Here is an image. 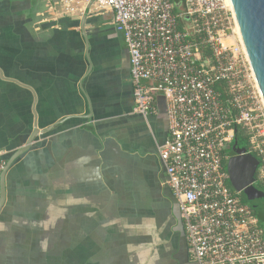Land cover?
Listing matches in <instances>:
<instances>
[{"label":"crops","instance_id":"crops-1","mask_svg":"<svg viewBox=\"0 0 264 264\" xmlns=\"http://www.w3.org/2000/svg\"><path fill=\"white\" fill-rule=\"evenodd\" d=\"M92 1L0 0L5 165L33 138L5 175L0 264H167L183 234L158 158L164 101L133 112L123 36Z\"/></svg>","mask_w":264,"mask_h":264},{"label":"built area","instance_id":"built-area-1","mask_svg":"<svg viewBox=\"0 0 264 264\" xmlns=\"http://www.w3.org/2000/svg\"><path fill=\"white\" fill-rule=\"evenodd\" d=\"M58 3L73 11L74 0ZM92 7L111 12L123 36L133 112L155 115L156 99L164 101L168 132L158 158L189 259L264 264V231L229 187L224 166L240 128L264 185V101L229 0H93Z\"/></svg>","mask_w":264,"mask_h":264},{"label":"water","instance_id":"water-1","mask_svg":"<svg viewBox=\"0 0 264 264\" xmlns=\"http://www.w3.org/2000/svg\"><path fill=\"white\" fill-rule=\"evenodd\" d=\"M229 2L241 43L264 101V0H229ZM32 139L30 138L27 145L13 155L0 174V208L5 202L7 169L15 158L27 151ZM228 150L232 154L227 158L225 166L229 187L236 193H242L250 202L264 205V194L253 186L259 160L244 154L245 148H237L236 143L227 146L226 151Z\"/></svg>","mask_w":264,"mask_h":264},{"label":"trees","instance_id":"trees-1","mask_svg":"<svg viewBox=\"0 0 264 264\" xmlns=\"http://www.w3.org/2000/svg\"><path fill=\"white\" fill-rule=\"evenodd\" d=\"M235 132H236L235 136L238 137V139H239L238 143H241L243 148H247V138L245 137L244 132L240 128H236ZM233 144L234 143L232 142L230 145L232 146ZM226 152H225V154H226ZM224 166H226V161L224 163ZM255 183H256L255 184L256 190L258 189L257 191L264 194V185L258 180H256ZM239 197H240L242 203H244L250 207L253 215L258 220L260 227L264 231V205H262V203L256 204V203L250 202L247 199V197L244 196L242 193L239 194Z\"/></svg>","mask_w":264,"mask_h":264},{"label":"rangeland","instance_id":"rangeland-1","mask_svg":"<svg viewBox=\"0 0 264 264\" xmlns=\"http://www.w3.org/2000/svg\"><path fill=\"white\" fill-rule=\"evenodd\" d=\"M185 18V26H187ZM173 241H169L167 246H170V248H167L168 253L165 255V260L167 264H183L186 259V253H185V239L183 237V234L181 230H177L176 236L173 237Z\"/></svg>","mask_w":264,"mask_h":264},{"label":"flooded vegetation","instance_id":"flooded-vegetation-1","mask_svg":"<svg viewBox=\"0 0 264 264\" xmlns=\"http://www.w3.org/2000/svg\"><path fill=\"white\" fill-rule=\"evenodd\" d=\"M238 141H239L238 137L235 136L233 143H236V144H237V148H243L242 144H241V143H238ZM230 146H231V145H230ZM231 155H232V154H231V151L228 150V151L226 152V155H225V156L230 157ZM257 172H258V168H257V170H256V172H255V176H254L255 181L257 180ZM255 184H256V183H254V185H253L254 188H255ZM255 189H256V188H255ZM257 190H258V189H257ZM178 217H179V214H178ZM179 221H180V219H179ZM180 225H181V222H180ZM181 228H182V225H181ZM182 231H183V228H182Z\"/></svg>","mask_w":264,"mask_h":264}]
</instances>
